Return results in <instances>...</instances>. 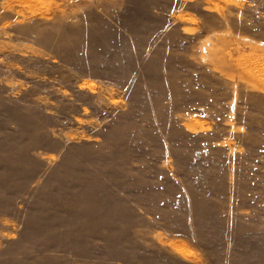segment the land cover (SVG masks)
I'll use <instances>...</instances> for the list:
<instances>
[{
  "label": "rangeland",
  "instance_id": "374dc122",
  "mask_svg": "<svg viewBox=\"0 0 264 264\" xmlns=\"http://www.w3.org/2000/svg\"><path fill=\"white\" fill-rule=\"evenodd\" d=\"M0 264H264V0H0Z\"/></svg>",
  "mask_w": 264,
  "mask_h": 264
}]
</instances>
